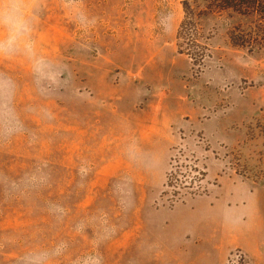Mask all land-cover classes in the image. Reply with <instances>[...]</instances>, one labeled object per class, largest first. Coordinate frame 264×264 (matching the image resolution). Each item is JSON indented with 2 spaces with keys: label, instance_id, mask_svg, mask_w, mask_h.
I'll return each instance as SVG.
<instances>
[{
  "label": "rangeland",
  "instance_id": "obj_1",
  "mask_svg": "<svg viewBox=\"0 0 264 264\" xmlns=\"http://www.w3.org/2000/svg\"><path fill=\"white\" fill-rule=\"evenodd\" d=\"M182 2L0 0V264H264L200 257L222 179L264 223V56L180 54Z\"/></svg>",
  "mask_w": 264,
  "mask_h": 264
},
{
  "label": "trees",
  "instance_id": "obj_2",
  "mask_svg": "<svg viewBox=\"0 0 264 264\" xmlns=\"http://www.w3.org/2000/svg\"><path fill=\"white\" fill-rule=\"evenodd\" d=\"M182 5L177 46L191 61L202 66L216 39L251 57L264 56V0H183Z\"/></svg>",
  "mask_w": 264,
  "mask_h": 264
},
{
  "label": "crops",
  "instance_id": "obj_3",
  "mask_svg": "<svg viewBox=\"0 0 264 264\" xmlns=\"http://www.w3.org/2000/svg\"><path fill=\"white\" fill-rule=\"evenodd\" d=\"M232 181L233 182H231L230 180L222 179L221 182H218V185L215 186L217 187V189L213 190L212 195L208 197V202H205L207 207L206 210L210 212L220 211L217 219L219 220L220 217L221 221L217 225L219 226L220 233H222L220 237V241H222V243H220L218 246H214L215 248L213 247L212 250H210L209 247H204L203 249L200 248L201 250L206 251V253L202 254L200 257L202 258L210 256V258H217L216 260H218L222 255L227 254L231 248L240 246L250 255L252 259L260 260L261 248L264 243V234L260 231H256L255 229H253V227H257V225L260 226L259 220H261V218H259V220H256L255 218L257 217H255V215L257 214L251 213V216H247L246 214L248 209L257 207V203L255 204L254 202L250 201V203L248 201V203L240 202L241 205L236 204V206L234 207L239 211L232 212L233 207L223 201L221 197L223 196V198L225 197V199H229L231 196H234L236 194H238V197L240 199H243V197H245L243 194L244 191L227 190L226 187L229 186H244L242 184L244 182H239L241 184H235L236 181ZM216 195L219 196V199L215 201ZM199 201L200 199H196L192 204H189L191 206V210L195 213L203 211L201 209H196L199 208ZM248 204L251 206V208L247 207ZM261 222V225L264 224L263 219L261 220ZM214 249L216 251H214ZM208 252L211 254L209 255Z\"/></svg>",
  "mask_w": 264,
  "mask_h": 264
},
{
  "label": "clouds",
  "instance_id": "obj_4",
  "mask_svg": "<svg viewBox=\"0 0 264 264\" xmlns=\"http://www.w3.org/2000/svg\"><path fill=\"white\" fill-rule=\"evenodd\" d=\"M8 6H5V12H4V18H5V22H8L9 18H10V13L7 11Z\"/></svg>",
  "mask_w": 264,
  "mask_h": 264
},
{
  "label": "built area",
  "instance_id": "obj_5",
  "mask_svg": "<svg viewBox=\"0 0 264 264\" xmlns=\"http://www.w3.org/2000/svg\"><path fill=\"white\" fill-rule=\"evenodd\" d=\"M233 257H235V260H232V264H234L235 262H236V264H237V262H240V260H237L238 258H241V255L240 254H235Z\"/></svg>",
  "mask_w": 264,
  "mask_h": 264
}]
</instances>
